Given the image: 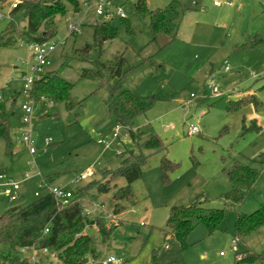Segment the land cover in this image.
I'll return each instance as SVG.
<instances>
[{
	"label": "rangeland",
	"instance_id": "1",
	"mask_svg": "<svg viewBox=\"0 0 264 264\" xmlns=\"http://www.w3.org/2000/svg\"><path fill=\"white\" fill-rule=\"evenodd\" d=\"M96 1L80 0L77 12L64 2L66 12L56 18V35L48 41L55 50L48 56L44 73H53L72 86L70 110L63 103L52 110L46 100L35 102L22 94L21 77L30 52L17 34L14 43L0 50V95L8 131V140L0 138V175L15 184L19 194L10 203L0 198V215L12 207H26L36 199L35 193L47 194L46 185H41L45 180L72 192L83 187L77 196L84 216L90 221L100 219L106 231L113 230L104 243L97 226L82 231L93 241L91 264L107 258L114 259L112 264H236V257L247 250L263 254L264 227L242 239L232 233L237 214L248 215L264 204V167L251 163L264 154V0H141L150 11L166 9L172 1L178 5L173 38L152 37L148 19L135 10L139 0H107L110 5L104 12L113 14L110 23L116 28V38L82 56L79 51L93 44L91 25L101 20L90 8ZM13 3L0 0V32L10 22L18 30L25 26L21 12L9 15ZM116 10L124 20L115 15ZM68 24L77 31L70 34ZM255 36L261 40L256 48H242L248 37ZM117 56L125 60L119 85L138 97L157 99L134 118L132 129L140 134L134 141L122 128L112 138L115 118L105 100L108 87L117 80L82 77L83 72H95L94 63H112ZM210 82L218 91L215 95L206 87ZM247 91L256 106L246 104L229 111V102ZM27 103H32L30 125L23 123L21 111ZM191 125L198 131L188 136ZM242 127L247 129L244 134ZM24 132H29L32 156L20 142ZM152 136L163 142V154L141 150L142 142ZM101 139L108 141L106 147L97 144ZM125 152H141L146 159L140 178L130 187L133 199L121 202L123 211L113 217L115 190L97 194L89 188L107 181V174L118 170ZM163 156L174 165L166 177L160 171ZM235 161L258 171L252 190L235 209L225 212L213 234L195 225L187 247L181 250L166 226L170 210L199 200L205 201V209H224L220 196L230 189L224 170ZM86 172L90 175L84 181L72 183ZM125 184L120 176L110 182L117 189ZM16 256L23 257L11 253L12 258ZM36 258L40 264H60L50 255L38 253ZM239 264H264V260Z\"/></svg>",
	"mask_w": 264,
	"mask_h": 264
},
{
	"label": "trees",
	"instance_id": "2",
	"mask_svg": "<svg viewBox=\"0 0 264 264\" xmlns=\"http://www.w3.org/2000/svg\"><path fill=\"white\" fill-rule=\"evenodd\" d=\"M4 1V0H1ZM18 4L11 9L9 15L13 16L21 12L25 20V26L18 30L11 22L0 32V50L14 43V35H18L26 44L48 42L56 35V18L64 16L66 10L64 2L72 5L77 12L80 0H17ZM135 10L148 19L149 31L153 38L167 36L173 38L178 22V5L171 2L166 9H156L150 11L144 1H137L134 5ZM124 20V19H121ZM92 27V46L86 45L79 53L82 56L88 55L94 47L100 49L106 41L116 38V28L110 21L100 20L91 25ZM12 29L11 31H9ZM12 33V34H10ZM247 42L242 45L244 49L256 48L261 40L255 36L248 37ZM125 60L122 56L115 57L112 63H94L95 72L88 74L82 73V77L98 79L101 82L116 79L117 83L113 87H108V94L105 105L108 112L115 118L117 127L125 129L132 141L139 137L132 129L135 117L144 114L157 101L154 96L138 97L129 90L123 89L118 82L124 75ZM71 85L58 79L53 73H44L40 81L32 85L30 98L35 102L46 100L50 103L52 110L56 105L64 104L67 110L72 108L69 100ZM246 104L256 106L254 96L246 95L236 102H229L227 109L236 111ZM255 125V124H254ZM258 130L259 128L255 126ZM247 131L242 127V134ZM0 138L8 140L7 121L5 112L0 104ZM141 150L151 153H164L166 148L163 142L157 137L152 136L142 142ZM126 156L122 159L117 171L108 173L109 179L104 183H91V188L97 194H107L114 189L112 216L117 217L122 211L121 202H130L132 197L131 185L141 176V168L145 163V156L140 152H125ZM124 153V154H125ZM251 163L264 167V154H260ZM174 169L163 156L160 160V171L163 177ZM1 174H3L0 171ZM230 189L227 193L220 196L224 209L214 210L205 209V201L199 200L186 208H172L169 213L166 226L179 243L181 250L187 247L186 239L197 224L203 225L208 234H213L224 220L225 212L233 210L252 190L257 178L258 171L248 165L237 161L224 170ZM117 176L124 178L126 184L122 188L110 186V182ZM47 183V181H46ZM89 185V184H88ZM68 189V188H67ZM71 191L69 202L62 206L50 194L37 197L26 207H18L14 211L7 210L0 215V264H25L19 259L11 257V253L19 248L34 246L38 249H47L56 254L60 264H85L89 257L93 256L92 238L82 235L86 226H97V234L102 243L106 242L112 231H106L103 222L90 221L82 212V207L78 201L77 193ZM69 190V189H68ZM88 191V189H86ZM70 191V190H69ZM264 227V204L248 215L237 214L233 227V237L242 239L246 236L257 233ZM46 230V232H45ZM1 247L7 249L3 253ZM264 260L263 254H255L245 251L240 258L236 257V264L250 263L253 261Z\"/></svg>",
	"mask_w": 264,
	"mask_h": 264
},
{
	"label": "built area",
	"instance_id": "3",
	"mask_svg": "<svg viewBox=\"0 0 264 264\" xmlns=\"http://www.w3.org/2000/svg\"><path fill=\"white\" fill-rule=\"evenodd\" d=\"M18 4L17 0H14V3L11 5V9H14L16 5ZM227 6H231L230 2L225 3ZM109 1L107 0H97L95 4L91 5L90 8L94 10V14L96 17L101 18V20L110 21L113 17V14L104 12V7L109 6ZM215 6L219 5V2H214ZM115 15L119 19H125L124 15L120 10L115 11ZM2 18V15L0 14V19ZM68 32L70 34H73L77 31L76 27H73L72 25L68 24L67 26ZM27 50L30 52V62L28 63L25 72L22 74L21 80L23 83V89L22 94L30 98V92L32 85L35 82H38L41 80V78L44 75V68L48 65V56L55 50V45L53 43L48 42H41V43H31L28 44ZM224 71L228 70V66L226 62L223 64ZM210 92L215 95L217 94V89L212 85V82L208 83L206 86ZM31 99V98H30ZM3 102V99L0 95V104ZM21 111L24 114L23 116V123L30 125L32 120V103L25 104L21 107ZM119 127H115L114 132L112 134V138H117V132ZM198 131V129L195 126H190L187 130V135L191 136L195 134ZM22 144L26 145V149L28 150L30 156L34 155V151L31 148V141L29 132H24L22 135V139L20 141ZM45 144L48 145V142L45 141ZM98 145H103L106 147L108 145V141L101 139L97 141ZM32 165V163H30ZM90 175L89 172L83 173L80 176L76 177L72 183L74 184H80L82 181H84L88 176ZM27 179V178H26ZM41 185H46L47 193L52 195L57 202H59L60 205L64 206L66 205L70 198H71V191H69L67 186H60V187H52L48 185L46 182H42ZM34 197L37 198L39 195L37 193L34 194ZM0 198H6L7 202H13L17 198H19V194L16 189V185L10 182L9 180H4L3 175H0ZM46 232V230H45ZM233 246L235 245V242L232 241L231 243ZM41 253L43 255H50L51 258H57L56 254L49 252L47 249H38L34 246L31 247H23L19 248L17 251V254L22 255L23 257L21 260L25 262V264H40V260L36 258L37 254ZM114 263L113 258H107L102 261L101 264H112ZM85 264H91L90 262H87Z\"/></svg>",
	"mask_w": 264,
	"mask_h": 264
},
{
	"label": "crops",
	"instance_id": "4",
	"mask_svg": "<svg viewBox=\"0 0 264 264\" xmlns=\"http://www.w3.org/2000/svg\"><path fill=\"white\" fill-rule=\"evenodd\" d=\"M226 2H230V1H226ZM225 2V3H226ZM231 3V2H230ZM219 5H220V3H219ZM231 6H232V3H231ZM229 7V6H228ZM246 95H252L251 93H250V91H247L246 92ZM246 95H244V96H246ZM2 109L4 110V103L2 102ZM44 182H46L45 180H43ZM248 251V250H247Z\"/></svg>",
	"mask_w": 264,
	"mask_h": 264
},
{
	"label": "water",
	"instance_id": "5",
	"mask_svg": "<svg viewBox=\"0 0 264 264\" xmlns=\"http://www.w3.org/2000/svg\"><path fill=\"white\" fill-rule=\"evenodd\" d=\"M16 209H18V207H12V208H10L9 210H10V211H14V210H16Z\"/></svg>",
	"mask_w": 264,
	"mask_h": 264
}]
</instances>
